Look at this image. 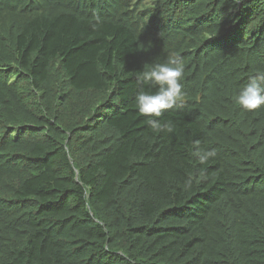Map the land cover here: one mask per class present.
Returning <instances> with one entry per match:
<instances>
[{
    "label": "trees",
    "instance_id": "trees-1",
    "mask_svg": "<svg viewBox=\"0 0 264 264\" xmlns=\"http://www.w3.org/2000/svg\"><path fill=\"white\" fill-rule=\"evenodd\" d=\"M170 59L154 132L138 76ZM258 74L264 0H0V264H264Z\"/></svg>",
    "mask_w": 264,
    "mask_h": 264
},
{
    "label": "clouds",
    "instance_id": "clouds-1",
    "mask_svg": "<svg viewBox=\"0 0 264 264\" xmlns=\"http://www.w3.org/2000/svg\"><path fill=\"white\" fill-rule=\"evenodd\" d=\"M184 66L178 59H170L165 63H154L138 76L142 85L156 87V91L141 90L135 99V105L141 115L147 117V123L154 132L172 131L170 124H164L159 119L167 110L176 109L183 105L185 95ZM236 102L247 111L264 107V74H258L240 90ZM201 164L215 157L214 150H197L194 153Z\"/></svg>",
    "mask_w": 264,
    "mask_h": 264
}]
</instances>
